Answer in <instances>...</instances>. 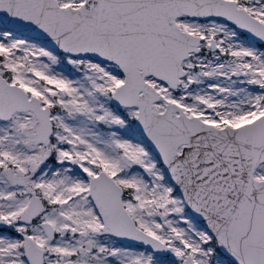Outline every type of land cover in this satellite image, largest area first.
Listing matches in <instances>:
<instances>
[{"label":"snow or ice","instance_id":"1","mask_svg":"<svg viewBox=\"0 0 264 264\" xmlns=\"http://www.w3.org/2000/svg\"><path fill=\"white\" fill-rule=\"evenodd\" d=\"M0 264H264V0H0Z\"/></svg>","mask_w":264,"mask_h":264}]
</instances>
